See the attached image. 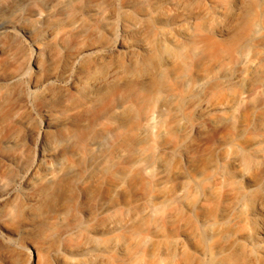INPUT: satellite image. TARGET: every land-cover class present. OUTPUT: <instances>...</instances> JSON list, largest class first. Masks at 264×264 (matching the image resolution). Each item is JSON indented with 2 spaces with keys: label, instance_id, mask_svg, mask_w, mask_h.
I'll return each instance as SVG.
<instances>
[{
  "label": "rangeland",
  "instance_id": "obj_1",
  "mask_svg": "<svg viewBox=\"0 0 264 264\" xmlns=\"http://www.w3.org/2000/svg\"><path fill=\"white\" fill-rule=\"evenodd\" d=\"M21 1L0 12V264H264V0ZM76 120L106 134L88 190L5 178L12 134L40 176L79 159L41 139Z\"/></svg>",
  "mask_w": 264,
  "mask_h": 264
},
{
  "label": "bare ground",
  "instance_id": "obj_2",
  "mask_svg": "<svg viewBox=\"0 0 264 264\" xmlns=\"http://www.w3.org/2000/svg\"><path fill=\"white\" fill-rule=\"evenodd\" d=\"M61 3H66L68 0H60ZM255 3L258 0H254ZM12 2L11 6L9 3ZM21 0H0V12L6 8L14 7L15 10L21 8ZM9 10V9H8ZM13 10V9H12ZM9 12L8 16L0 18V27L11 21L14 16V10ZM7 11V9H6ZM7 14V13H6ZM5 14V15H6ZM257 19L264 18L263 13H255ZM261 20V19H260ZM256 24H252V28ZM255 28V27H254ZM67 39H63L60 42L54 44L53 51L58 53L61 45H64ZM261 45L264 46V39L261 41ZM255 46L250 45L248 50L244 51V58L249 61H254L252 54L254 53ZM156 55H146L141 58L132 57L129 66L130 70L144 69L148 66H153L156 61ZM264 73V64L261 66ZM117 80L115 72L111 73L108 77L101 81H94L88 84L84 90H82L80 97L76 98L72 105L84 104L87 100L97 101L102 97L109 96L114 92V86ZM193 84H199L200 78H195ZM254 103V101H252ZM104 113V110L97 112L96 117H100ZM261 128L264 131V116L261 119ZM34 136V135H33ZM43 142V149L60 148L56 153V159L61 161L66 152L73 146L79 145L83 147L84 153L79 156V159L69 161L66 164L54 169L53 165H48L49 172L43 176L38 175L35 172L34 165L31 161H27L28 154L25 153L26 142L20 134H12L8 137V142L13 145L12 153L7 157L9 163V171L5 175V178L9 182L17 181L19 179H27L29 181H40L42 183V192L47 199L46 203H52L56 198L63 197L71 192L79 185L85 186L88 190L94 182L98 181L101 175V160L104 159L103 144L106 139V134L101 131H97L94 128L93 122L82 123L81 120L74 121L69 125H62L57 128L54 133L45 134L41 137ZM93 145H97L95 152ZM27 158V159H26ZM26 159V160H25ZM0 179H3L0 177ZM119 223V221L117 222Z\"/></svg>",
  "mask_w": 264,
  "mask_h": 264
}]
</instances>
